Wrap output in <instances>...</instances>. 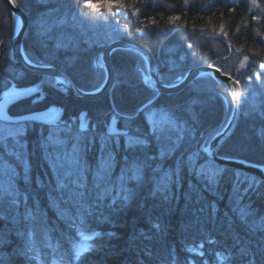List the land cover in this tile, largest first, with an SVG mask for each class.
<instances>
[{
  "label": "trees",
  "instance_id": "obj_1",
  "mask_svg": "<svg viewBox=\"0 0 264 264\" xmlns=\"http://www.w3.org/2000/svg\"><path fill=\"white\" fill-rule=\"evenodd\" d=\"M16 1L30 19L23 43L27 57L59 67L85 90L103 85L106 72L100 54L119 39L149 48L166 85L181 81L197 65L220 67L245 82V93L246 83L254 88L264 79V0H91L97 7L89 0ZM17 30L15 15L0 0V49ZM11 54L7 45L0 56V83L6 89L12 82L23 88L39 81L43 99L21 101L10 113L53 106L65 114L55 125L28 124L21 148L0 146V186H11L20 201L16 207L6 205L8 218L0 221V264H54L51 255L64 249L74 233L103 243L101 251L83 256L78 264H188L197 250L224 264H246L249 259L264 264V182L206 156L210 141L231 114L225 103L228 92L210 74L181 92L160 95L152 88L144 57L117 49L111 92L88 101L65 96L55 89L53 78L25 74ZM145 104L156 114L154 121L139 110ZM256 104L223 144L221 156L264 164V97ZM113 117L121 118V127L146 135V150L130 151L123 137L110 136L107 124ZM162 118L176 124L166 134L174 143H165L164 157L152 134L153 124H163ZM79 120L87 122V171L79 189L73 185L61 191L54 158L71 152L73 141L66 139L71 145L57 151L49 133L59 128L61 137L76 135L82 131ZM108 151L113 161L98 186L96 172ZM145 156L155 159L147 160L138 179H130L126 163ZM102 202L72 226L64 224L83 204L93 208ZM26 208L33 212L31 219L24 218ZM38 245L45 253L37 251ZM66 262L76 264L75 256Z\"/></svg>",
  "mask_w": 264,
  "mask_h": 264
},
{
  "label": "water",
  "instance_id": "obj_2",
  "mask_svg": "<svg viewBox=\"0 0 264 264\" xmlns=\"http://www.w3.org/2000/svg\"><path fill=\"white\" fill-rule=\"evenodd\" d=\"M16 15L19 24V30L15 36L14 42L5 41L1 45L0 56L2 55L5 46L11 45L13 53L17 58V63L21 69L28 73L37 75H48L56 78L57 86L65 94L70 95L76 99L82 100H97L108 95L115 83V70L112 65V53L119 48L131 49L139 52L147 62L148 71L150 73V83L152 88L158 94H174L184 90L191 82L204 74H210L215 78L220 85H222L234 98V111L230 121L226 127L218 133L211 141L208 150V157L215 162L222 165H227L236 169L250 172L255 176L264 179V166L245 162L239 159L222 158L219 156V150L227 139L237 128L243 110L242 102V88L239 81L228 73L223 72L219 67L212 65L198 66L190 69L181 81L166 85L161 81L160 68L153 53L145 45L132 40H115L108 44L100 55V62L103 68L106 69L107 77L103 85L93 91H82L68 74L63 73L59 68L50 65H35L31 63L24 51L23 40L25 33L29 26V17L26 12L18 5L16 0H3ZM264 67H262V70ZM28 94L20 93L10 95L0 101V120L5 122H20L23 120L45 122L51 115L50 113L29 114L25 116H11L9 114V107L21 98H25ZM59 117L55 119L58 122ZM53 121V122H54ZM117 123L114 121L111 125L112 133H117Z\"/></svg>",
  "mask_w": 264,
  "mask_h": 264
},
{
  "label": "bare ground",
  "instance_id": "obj_3",
  "mask_svg": "<svg viewBox=\"0 0 264 264\" xmlns=\"http://www.w3.org/2000/svg\"><path fill=\"white\" fill-rule=\"evenodd\" d=\"M25 11V10H24ZM13 12V11H12ZM26 12V11H25ZM14 14V13H13ZM26 14H27V12H26ZM15 15V14H14ZM28 15V14H27ZM15 17H16V15H15ZM29 17V16H28ZM16 23H17V27L19 26V24H18V20L16 19ZM29 25H30V19H29ZM29 27V26H28ZM15 36H16V34H15ZM15 36L12 38V39H9V40H6V41H10V42H14V39H15ZM120 40V39H119ZM115 41V40H114ZM113 42V41H112ZM23 43H24V40H23ZM111 43V42H110ZM109 43V44H110ZM9 45V44H8ZM11 46V45H10ZM108 46V45H107ZM6 47V46H5ZM23 47H24V44H23ZM105 49V48H104ZM103 49V50H104ZM119 49H122V48H119ZM117 50V49H116ZM25 51V50H24ZM151 51V50H150ZM102 53V52H101ZM112 55H113V53H112ZM154 55V54H153ZM155 57V56H154ZM28 58V57H27ZM11 59H13L14 61H15V63H16V65H17V67L19 68V69H21L20 67H19V65H18V63H17V58L15 57V55H14V53H13V49H12V54H11ZM28 60L31 62V63H33V61L31 60V59H29L28 58ZM157 61V60H156ZM35 65H44V64H36V63H34ZM100 64H101V62H100ZM112 65H113V61H112ZM50 66H53V67H56V68H59V67H57V66H54V65H50ZM101 66H102V64H101ZM198 66H205V65H197V66H194V67H192V68H195V67H198ZM212 66H216V65H212ZM103 67V66H102ZM113 67H114V65H113ZM218 67V66H217ZM192 68H190V69H192ZM220 68V67H219ZM60 69V68H59ZM105 69V68H104ZM189 69V70H190ZM221 69V68H220ZM25 74H31V75H35V76H38V77H50V78H53V86L55 87V89L56 90H58L59 92H61V93H63L65 96H67V97H70V98H74V97H72V96H70V95H67V94H65L61 89H59V87L57 86V80H56V78H54V77H52V76H48V75H37V74H33V73H28V72H26V71H24L23 69H21ZM61 70V69H60ZM114 70H115V68H114ZM188 70V71H189ZM222 70V69H221ZM63 71V70H62ZM187 71V72H188ZM105 72H106V69H105ZM224 72V71H223ZM63 73H65V74H67L66 72H64L63 71ZM226 73V72H225ZM187 74V73H186ZM205 75V74H204ZM70 77V76H69ZM106 77H107V72H106ZM149 77H150V73H149ZM201 77V76H200ZM71 78V77H70ZM115 78H116V71H115ZM199 78V77H198ZM215 79V78H214ZM236 79V78H235ZM37 80V79H36ZM106 80V79H105ZM196 80V79H195ZM216 80V79H215ZM237 81H239L240 82V84H241V88H242V102H243V110H242V115H241V118H240V121L245 117V116H247V115H249L250 113H251V111L253 110V108H255L254 106L255 105H257L256 103H259V101H260V99L262 98V97H264V79H263V81H260V79H258L257 80V82H256V86L253 88V84L252 83H249L250 85H247V83H246V91L248 92V93H245V88H244V83L245 82H241L240 80H238V79H236ZM217 81V80H216ZM37 83H34L33 85H30V86H25V87H19V86H17L16 84H14V82H12V84H11V86L10 87H8L6 90L8 91V94H6V95H4V96H1V99H0V101L2 100V99H4L5 97H7V96H10V95H16V94H20V93H26V94H28L25 98H21V99H19L18 101H16L14 104H12L10 107H9V114L11 115V116H16V117H19V116H25V115H29V114H40V113H50L51 115L45 120V122L46 123H48V124H51V125H55V124H57V123H59L61 120H62V117H63V115L65 114V112H64V110L62 109V108H60V109H57V108H55V107H53V106H49L46 110H42V111H34V112H29V113H26V114H18V115H12L11 113H10V108L12 107V106H14L15 104H17V103H19V102H21V101H24V100H26V99H29V98H31L32 100H33V102L34 101H41L43 98H42V96H43V93H42V87H43V84L42 83H40L39 81H36ZM218 82V81H217ZM80 90H82V91H93V90H85V89H82V88H80L77 84H75ZM114 86V85H113ZM222 88H224L222 85H220ZM225 89V88H224ZM226 90V89H225ZM227 91V90H226ZM228 92V95L230 96V98H227V97H225V103L227 102V105H226V107H227V109L228 110H231V114H230V116H228V119H227V122H226V124H225V126L221 129V131L226 127V125L228 124V122L230 121V118H231V116H232V114H233V111H234V98H233V96L231 95V93H229V91H227ZM74 99H76V98H74ZM80 100H82V99H80ZM246 100H249V102H247L248 104H247V106H246V108H245V101ZM92 101V100H91ZM230 102H232V105H230ZM147 105H151V103H148ZM147 105L145 104V105H142L140 108H139V110L140 111H144L145 113H146V115H147V117H148V119L150 120V121H154V116H152L151 115V111H149V110H146L147 109ZM27 106L29 107V109H31L30 107V105H26L25 106V108H27ZM244 109H245V111H244ZM252 109V110H251ZM70 113H72V111H69ZM68 112V113H69ZM246 112V113H245ZM115 116H118V115H115ZM59 117V120H58V122H55L54 120L55 119H57ZM81 117H83V115H81ZM54 121V122H53ZM114 121H116V123H117V125H116V127H117V133L119 132V133H123V132H125V131H128V129L127 128H123V127H121V118L119 119L118 117H113L112 119H110L109 120V122H108V124H107V126L109 125V135L110 136H113V137H123L124 139H125V141H126V138L123 136V135H115L116 133H112V131H111V125H112V123L114 122ZM240 121H239V123H240ZM0 122H2V123H4V125L5 124H7V125H5L6 127H10V128H12V131L14 130V131H17V129L21 126V124H26L27 126H28V124H31V123H44V122H39V121H29V120H23V121H20V122H5V121H1L0 120ZM165 122V121H164ZM81 123H83V125H85V123H87L86 121H81V120H79V123H77L78 125H80ZM2 125V124H1ZM103 125L106 127V125L103 123ZM239 125V124H238ZM27 126H24L25 127V129H26V127ZM236 130V129H235ZM220 131V132H221ZM219 132V133H220ZM234 133V132H233ZM232 133V134H233ZM217 135V134H216ZM215 135V136H216ZM214 136V137H215ZM213 137V138H214ZM212 138V139H213ZM7 140H9L8 138H7ZM212 141V140H211ZM211 141H210V143H211ZM118 144H120V143H118ZM65 146L66 145H71L69 142H65V144H64ZM63 145V146H64ZM210 145V144H209ZM0 146H11L9 143H7V141L6 140H2V142H0ZM223 146V145H222ZM208 150H209V147H208V149H207V151H206V156H207V158H209L208 157ZM220 150H221V148H220ZM220 150H219V156L220 157H222V158H229V157H223V156H221L220 155ZM210 159V158H209ZM229 159H239V160H242V161H245V162H249V163H253V164H257V163H255V162H251V161H249V160H246V159H243V158H229ZM211 161H213L214 163H216L217 165H220V166H224V167H228V168H231V169H236V168H233V167H230V166H227V165H222V164H220V163H218V162H215L214 160H212V159H210ZM257 165H262V166H264V164H257ZM237 170H239V171H244V170H240V169H237ZM244 172H246V171H244ZM248 174H250V175H253L252 173H250V172H247ZM254 177H256L257 179H259L260 181H263L264 182V179H262V178H260V177H258V176H255V175H253ZM102 204H103V202L101 203V204H98V205H95L93 208L91 207H88V206H86V204H83L82 206H81V209L79 210V209H77V212H76V214L75 215H73V213L72 214H70L68 217H66V218H64V224H67V225H69V226H72V224L74 223V221H75V219L77 218V217H79V216H81L82 214H84V213H90V212H93V211H95V209H97V208H99V207H101L102 206ZM122 206V205H121ZM118 207H120V205H118ZM84 211V212H83ZM94 219H96V217L94 218ZM85 236H87V235H85ZM84 236H81V237H79V238H77L76 236H75V233H74V236H72V238H70V239H68V241H67V244H66V246L64 247V249H60V248H58V250H56V252L53 254V255H51L53 258H55L56 259V263H54V264H67V259L68 260H70L73 256H75V258H76V264H78V262H77V260L79 261L83 256H85V255H89L90 253H94V252H97V251H101L102 249V246H103V243L101 242H98V244L97 243H95L94 241H93V237L91 238V237H88L87 236V239L86 238H83ZM115 236H113V238H114ZM50 243L51 244H55L56 242L55 241H50ZM76 243V244H75ZM42 246L43 245H38V247L36 248L37 249V251L38 252H40V254H43V253H45V252H41L40 250H41V248H42ZM77 253H78V255H77ZM218 258H219V256H218ZM49 260H51V258H49ZM218 261H221V260H215V259H211V257L209 256H207L206 254H204L203 252H201V250H197L191 257H190V259L188 260V264H216ZM228 262V261H227ZM165 264H168V263H165ZM222 264H224L223 262H222Z\"/></svg>",
  "mask_w": 264,
  "mask_h": 264
},
{
  "label": "snow or ice",
  "instance_id": "obj_4",
  "mask_svg": "<svg viewBox=\"0 0 264 264\" xmlns=\"http://www.w3.org/2000/svg\"><path fill=\"white\" fill-rule=\"evenodd\" d=\"M89 5L91 7H97V5L91 3L89 0ZM111 7V5H109ZM176 19V18H173ZM264 67V65H262ZM131 119V117H129ZM81 132L76 135H70L65 133L63 137L58 135V133L63 132L57 128L56 131L50 132L49 135L54 138V141L50 143H54V146L57 151L65 144L66 139H71L72 149L71 152L64 151L59 157L54 158V163L57 164L58 169V181L57 185L61 191H65L72 187L73 185L76 189H79L81 183L83 182V174L87 171L86 162L84 160V154L87 152L88 149V142L87 138L83 135L84 125L81 123ZM176 124L175 121L171 118L166 120L163 124H153L152 126V134L155 140L161 145L160 148V156L164 157L167 154V149L165 147V143H174L171 140L170 135H166L167 133L173 132L175 130ZM131 132L132 134H129ZM115 135H123L126 138V147L130 151H141L146 150L147 145L149 144V139L146 135H143L139 132V130H131L125 131L123 133H116ZM179 138V136H177ZM111 139V137H109ZM4 140H7V136L4 137ZM2 142V141H0ZM107 148V144L105 145ZM148 159H155V157H147L143 161H133L131 164L125 165L127 169V174L130 179H138L140 173L143 170V167L147 165ZM101 165L99 166L96 172V180L99 184H102L104 180L107 178V173L111 168V164L113 161V156L110 151L106 152L105 155L101 158ZM183 163V162H182ZM190 163H192L190 161ZM204 175H209L208 173H202ZM211 177H215L216 173L213 172L210 174ZM28 180V176L25 175V181ZM249 187H252L250 184ZM80 195H83L82 193ZM239 196L240 193L237 192ZM12 196L11 200L8 197ZM25 200L27 197L24 198ZM19 199L14 195L11 186L3 187L0 186V221L7 220V209L6 205H11L12 207H16L19 203ZM18 211V207H17ZM33 217L32 210L26 208L24 218L31 219ZM158 227V226H156ZM87 239V237H85ZM78 255V253H77ZM246 264H254L253 259L247 260Z\"/></svg>",
  "mask_w": 264,
  "mask_h": 264
},
{
  "label": "rangeland",
  "instance_id": "obj_5",
  "mask_svg": "<svg viewBox=\"0 0 264 264\" xmlns=\"http://www.w3.org/2000/svg\"><path fill=\"white\" fill-rule=\"evenodd\" d=\"M5 87H6L5 85L0 83V89L2 90V96L8 94V91L6 90L7 88L5 89ZM154 114H155L154 111H151V115L155 117L156 114L155 115ZM163 120L165 121V119L162 118L161 122H164ZM5 125L4 123H0V141L4 140V137L7 136V138L9 139V140H6L7 143H9L12 147L21 148L22 136H23L22 134L24 133V130H25L24 126H27V125L25 123L21 124V126L17 129V131H14V130L12 131V128H10L9 126L6 127ZM85 237L87 236H84L83 238ZM216 264H222V261H218Z\"/></svg>",
  "mask_w": 264,
  "mask_h": 264
},
{
  "label": "flooded vegetation",
  "instance_id": "obj_6",
  "mask_svg": "<svg viewBox=\"0 0 264 264\" xmlns=\"http://www.w3.org/2000/svg\"><path fill=\"white\" fill-rule=\"evenodd\" d=\"M261 71L264 72V69L262 70V67H261Z\"/></svg>",
  "mask_w": 264,
  "mask_h": 264
}]
</instances>
